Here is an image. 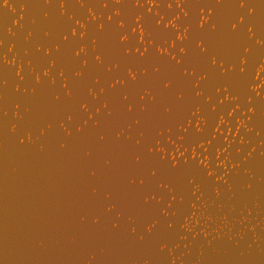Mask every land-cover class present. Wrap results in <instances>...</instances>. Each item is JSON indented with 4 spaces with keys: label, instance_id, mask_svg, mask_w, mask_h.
I'll return each instance as SVG.
<instances>
[{
    "label": "water",
    "instance_id": "95a60500",
    "mask_svg": "<svg viewBox=\"0 0 264 264\" xmlns=\"http://www.w3.org/2000/svg\"><path fill=\"white\" fill-rule=\"evenodd\" d=\"M0 264H264V0H0Z\"/></svg>",
    "mask_w": 264,
    "mask_h": 264
}]
</instances>
